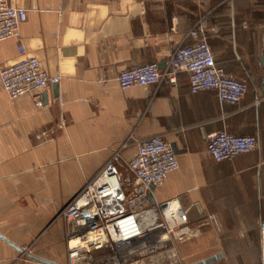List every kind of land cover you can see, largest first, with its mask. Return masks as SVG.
<instances>
[{
    "label": "crops",
    "instance_id": "obj_1",
    "mask_svg": "<svg viewBox=\"0 0 264 264\" xmlns=\"http://www.w3.org/2000/svg\"><path fill=\"white\" fill-rule=\"evenodd\" d=\"M27 10L16 36L0 40V68L36 57L59 81L11 98L0 83V264H66L62 208L117 155L119 170L155 134L178 168L152 188L176 198L196 235L177 243L183 264L260 244L264 221V0H7ZM206 35L215 63L246 82L237 104L176 82L122 89L132 65L167 67L176 46ZM253 135L251 151L222 161L207 151L217 131ZM216 248H221L217 249ZM259 250V249H258ZM221 257V258H222ZM191 264V263H190ZM260 264V260H259Z\"/></svg>",
    "mask_w": 264,
    "mask_h": 264
},
{
    "label": "built area",
    "instance_id": "obj_2",
    "mask_svg": "<svg viewBox=\"0 0 264 264\" xmlns=\"http://www.w3.org/2000/svg\"><path fill=\"white\" fill-rule=\"evenodd\" d=\"M27 18V10L0 0V40L16 36ZM195 41L176 46L167 67L157 63L132 65L119 71L122 89L133 85L176 82V73H189L192 93L214 90L218 98L237 104L246 82L229 76L216 65L206 35L192 31ZM21 55L18 61L0 68L2 89L11 98L31 95L41 104V95L59 81L50 76L36 57ZM264 57V48H263ZM253 135L217 131L207 136V151L216 161L251 151ZM117 155L90 178L62 208L67 247L66 264H183L177 243L196 235L187 211L178 199L151 203L152 188L178 168L177 155L164 137L151 135L138 143L136 154L124 163L128 175L119 170ZM260 264H264V221L260 226Z\"/></svg>",
    "mask_w": 264,
    "mask_h": 264
},
{
    "label": "rangeland",
    "instance_id": "obj_3",
    "mask_svg": "<svg viewBox=\"0 0 264 264\" xmlns=\"http://www.w3.org/2000/svg\"><path fill=\"white\" fill-rule=\"evenodd\" d=\"M257 244L255 241L248 247L224 248L231 254L220 258L216 264H259V247L256 246ZM185 261L189 264L192 263L191 259L188 258Z\"/></svg>",
    "mask_w": 264,
    "mask_h": 264
},
{
    "label": "water",
    "instance_id": "obj_4",
    "mask_svg": "<svg viewBox=\"0 0 264 264\" xmlns=\"http://www.w3.org/2000/svg\"><path fill=\"white\" fill-rule=\"evenodd\" d=\"M262 81H264V78ZM172 149H173V147H172ZM153 202H154V200L151 197V203H153ZM222 256H223L222 253L219 252L217 254L211 255V256L206 257L204 259L195 261L191 264H216L217 260H219ZM53 264H57V263H53Z\"/></svg>",
    "mask_w": 264,
    "mask_h": 264
}]
</instances>
